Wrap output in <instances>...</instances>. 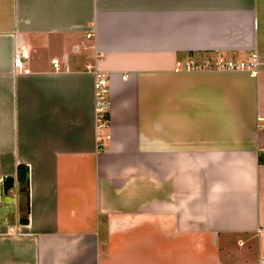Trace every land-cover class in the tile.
Segmentation results:
<instances>
[{
	"label": "crops",
	"instance_id": "obj_1",
	"mask_svg": "<svg viewBox=\"0 0 264 264\" xmlns=\"http://www.w3.org/2000/svg\"><path fill=\"white\" fill-rule=\"evenodd\" d=\"M0 264H264V0H0Z\"/></svg>",
	"mask_w": 264,
	"mask_h": 264
},
{
	"label": "built area",
	"instance_id": "obj_2",
	"mask_svg": "<svg viewBox=\"0 0 264 264\" xmlns=\"http://www.w3.org/2000/svg\"><path fill=\"white\" fill-rule=\"evenodd\" d=\"M90 37V36H88ZM30 51L27 47L21 46L15 52L14 65L19 71H26L25 64L30 60ZM52 64L56 71H61L62 66L58 60ZM187 71L215 70V71H241L247 72L255 77L259 73V62L256 55H252L248 61L228 59L223 54L217 53L213 58H202L192 60L185 65ZM95 78V112L99 128L106 126L110 113V83L108 76L99 69H92Z\"/></svg>",
	"mask_w": 264,
	"mask_h": 264
},
{
	"label": "water",
	"instance_id": "obj_3",
	"mask_svg": "<svg viewBox=\"0 0 264 264\" xmlns=\"http://www.w3.org/2000/svg\"><path fill=\"white\" fill-rule=\"evenodd\" d=\"M14 186H15V179L13 177H8L4 179L1 188V197L3 202H7L11 204L14 202V199L9 196V193L14 188Z\"/></svg>",
	"mask_w": 264,
	"mask_h": 264
},
{
	"label": "trees",
	"instance_id": "obj_4",
	"mask_svg": "<svg viewBox=\"0 0 264 264\" xmlns=\"http://www.w3.org/2000/svg\"><path fill=\"white\" fill-rule=\"evenodd\" d=\"M18 173L20 174L21 179L27 180L26 177H24V173L21 171V168H19ZM25 194H26V203H27V210H28V206H29V192H28V189H26Z\"/></svg>",
	"mask_w": 264,
	"mask_h": 264
},
{
	"label": "rangeland",
	"instance_id": "obj_5",
	"mask_svg": "<svg viewBox=\"0 0 264 264\" xmlns=\"http://www.w3.org/2000/svg\"><path fill=\"white\" fill-rule=\"evenodd\" d=\"M185 68V67H184Z\"/></svg>",
	"mask_w": 264,
	"mask_h": 264
}]
</instances>
